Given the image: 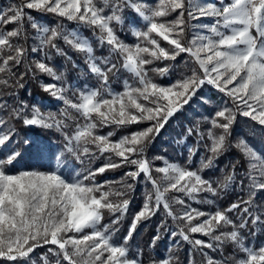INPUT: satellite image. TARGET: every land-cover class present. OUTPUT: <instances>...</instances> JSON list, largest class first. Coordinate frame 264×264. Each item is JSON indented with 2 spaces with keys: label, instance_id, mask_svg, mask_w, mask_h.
Returning a JSON list of instances; mask_svg holds the SVG:
<instances>
[{
  "label": "snow or ice",
  "instance_id": "obj_1",
  "mask_svg": "<svg viewBox=\"0 0 264 264\" xmlns=\"http://www.w3.org/2000/svg\"><path fill=\"white\" fill-rule=\"evenodd\" d=\"M26 10L54 14L57 22L43 24ZM129 10L142 21V25L130 23L134 44L122 40L116 29L117 25L123 28ZM206 18H212V23H198ZM65 20L91 30L108 55L97 56L90 39L74 28L66 29ZM8 25L14 27L8 29ZM60 40L84 54L98 87L85 84L73 89L66 85L63 73L49 66L53 55L71 59L59 46ZM182 54L188 58L185 68L172 83L164 85L149 76V72L167 76L176 70L175 63L149 66L175 62ZM122 69L131 74L134 84L125 79L123 91H113L110 77ZM37 73L51 77L52 82L43 83L42 89L62 102L58 114L17 99L15 89L24 88L25 77ZM206 85L231 101L203 118L211 125L206 132L199 121L187 129L188 136L198 137L197 145L203 142L208 155L200 157L199 167H193L199 148L189 147L185 164L157 156L154 159L162 161V166H154L146 156L148 146ZM0 89L12 90L11 103L0 98V258L13 264L28 261L37 248L47 246L40 255L41 264H146L142 250L130 255V241L143 221L163 211L175 227L169 229L161 220L150 247L163 228L172 238L179 237L176 247L181 241L189 243L206 264H264V243L258 247L246 243L242 234L256 236L264 230V203L258 200L264 193V153L243 138L234 144L230 140L237 114L264 127V0H220L219 4L208 0H20L0 9ZM16 122L25 128L55 129L64 141L61 150L30 137L18 140ZM145 122L147 127L118 139H113L114 131L100 132L106 126L127 128ZM22 146L34 152L38 166L16 167ZM232 146L247 163V186L241 181L246 198L214 211L192 207L188 201L213 204L202 194L217 197L235 181L236 164L216 186L202 175ZM101 158L103 162L93 166ZM121 167L130 170L120 181L97 180ZM142 176L151 188L133 214L127 234L117 238L134 189L128 181ZM193 234L207 239L193 238ZM228 242L243 254L240 258L223 256ZM205 249L219 252L221 258ZM147 264H175V257L150 258Z\"/></svg>",
  "mask_w": 264,
  "mask_h": 264
},
{
  "label": "trees",
  "instance_id": "obj_2",
  "mask_svg": "<svg viewBox=\"0 0 264 264\" xmlns=\"http://www.w3.org/2000/svg\"><path fill=\"white\" fill-rule=\"evenodd\" d=\"M20 0H0V9L7 8L13 3H19ZM30 12L39 22L47 25H54L57 22V17L51 13H40L35 10H26ZM133 21H136L138 25H142V22L139 21V18L132 13L130 10L126 12V23L121 29L119 25L116 26L117 33L127 43H133L135 37L131 34L129 24ZM66 29H72L78 24L75 22L63 21ZM8 29L14 27V25H8ZM81 33L83 36H86L93 43L95 52L97 56L108 55V49L101 48L95 36H93L92 31L89 30L84 25H79ZM27 31L31 34L33 30L26 24ZM31 44V40H29ZM59 46L64 49L67 53V56L71 59L64 56L53 55L52 60L49 61V66L54 67L58 73H63L64 80L66 85H71L73 89L82 88L85 84L91 87H98L99 82L96 77L88 72L87 65L85 63V57L83 53L77 52L75 49L71 48L69 45L65 44L62 40L58 41ZM54 51V50H53ZM186 54H182L177 58L175 62H160L157 61L149 67H163L167 63H175L176 70L171 71L167 76H159L156 73L149 72V76L153 78L158 83L168 84L179 77L180 71L185 68V61L187 60ZM75 63V67L73 64ZM23 71V68L19 69ZM127 79L129 83H134L131 74L124 71L123 69L119 74L114 77H110V85L113 90L121 91L123 89V81ZM52 82L51 77H48L46 74L37 73L35 77H25L23 83L24 88H16L15 92L17 93V99L26 101L29 105L36 104L41 106L42 110H47L55 113H59L61 108V102L57 101L51 97L48 93L44 92L42 89L43 83ZM11 89L4 90L0 89V98L9 99ZM202 91L198 93L196 97L193 98L190 105L184 107L183 110L176 113L165 127L160 131L159 135L154 138V141L148 146L146 151V156L149 160L153 161L154 166H161L162 161L155 160L154 157L163 156L170 162H178L185 164L188 158V148L189 147H198L196 155L193 156V167H199L200 157L206 156L205 148L203 147V142L197 145L198 137L195 133L191 136L187 135V129L193 127L197 121L200 122L201 131H205L211 127L209 123L201 119V115L204 117H210L214 114V111L221 106L225 101H230L225 96L219 94L218 92L209 89L207 92L208 101L204 100L197 101V98L200 100ZM71 95V93H69ZM198 103H195V101ZM203 101V102H202ZM11 103V99H9ZM75 115V113H73ZM244 118H239L238 114L236 121L233 125L232 137H230L231 142L234 144L238 138L245 139L250 145L255 149L259 150L261 153H264V127L251 123L249 120L243 121ZM146 123L141 125H131L127 128H116L114 125L106 126L100 129L102 134H107L109 131H114L115 136L113 139H118L121 135L129 134L133 131L139 130L140 128L145 127ZM16 129L19 132L18 140L23 141L25 137H30L33 140H38L43 143L49 144L57 152H59L64 143L62 136L55 129H46V128H25L19 122H16ZM206 139V138H205ZM23 156L16 165L17 168H24L28 166H38L34 152L26 151L24 147H21ZM71 160V157H68ZM239 161V163H237ZM103 162V159L97 161L93 166H99ZM236 164V179L235 181L227 188V190H222L217 197H211L210 194L204 193L203 196H207L210 199L214 200V206L210 204H199L194 201H188L192 205L202 208L203 210H208L211 207L227 208L231 203L235 202L238 198L245 196V192L241 188V181L247 186L248 180L245 176L247 171V163L245 162L241 152L234 146L229 147L223 154L215 160L211 168L205 169L202 173L205 179L211 180L216 183L223 182L225 175L231 171V165ZM127 167H121L115 170L106 171L103 175L97 177L98 181H120L124 178V173L129 171ZM129 183L134 184V189L130 193L131 203L129 205V210L127 215L123 218L121 224L119 225L120 231L116 234L117 238H122L127 234V229L130 225L132 216L134 213L140 210L145 198V192L151 188L150 184H147L143 179V176L138 181H128ZM114 187L119 188L120 185L116 184ZM187 199V198H185ZM259 202L264 203V193H261L258 197ZM161 220L167 222L168 228L172 229L175 227L170 218L166 217L163 211L159 212L157 215L151 217L147 221H143L137 228L134 233L133 240L130 241L131 249L130 255H135L138 251H143L144 259L147 264V261L151 259L163 260L168 258L170 255L175 257V264H206L203 256L199 252H192V245L187 242H180L179 247H176L175 241L179 240V237L172 238L168 232L163 228L160 229V239L156 242L154 247H150L152 243V238L157 233V228L161 223ZM105 222H110L108 214H106ZM230 230V229H225ZM246 237V243L259 246L264 242V230L257 233L256 236L248 235L247 231L242 233ZM193 238L207 239L200 234H193ZM171 249V253L169 252ZM47 246L43 248H37L34 253L31 254V259L28 261L17 260L15 264H41L40 255L46 252ZM204 251L208 252L209 255H212L216 259L221 258L219 252H213L209 249ZM242 253H239L235 245L230 242L225 243L223 246V256L240 258ZM0 264H13L12 261L7 259L0 258Z\"/></svg>",
  "mask_w": 264,
  "mask_h": 264
},
{
  "label": "rangeland",
  "instance_id": "obj_3",
  "mask_svg": "<svg viewBox=\"0 0 264 264\" xmlns=\"http://www.w3.org/2000/svg\"><path fill=\"white\" fill-rule=\"evenodd\" d=\"M208 2H211V3H215V4H219V2H220V0H208ZM142 22V21H141ZM76 23V22H75ZM198 23H200V24H211L212 23V18H206V19H202L201 21H199ZM76 24H78V23H76ZM79 25L80 24H78L76 27H74V29H76V31H78L81 35H82V33H81V30H80V27H79ZM129 27H130V24H129ZM73 29V28H72ZM131 31V30H130ZM83 36V35H82ZM136 41H134L133 42V44L135 43ZM153 79V78H152ZM177 79V78H176ZM175 79V80H176ZM154 80V79H153ZM154 81H156V79L154 80ZM174 80H172V82H173ZM157 82V81H156ZM172 82H170V83H172ZM131 83V82H130ZM170 83H168V84H170ZM134 84V83H133ZM162 84H164V83H162ZM168 84H164V85H168ZM91 87V86H90ZM123 88H124V85H123ZM209 89H211V90H214V91H216V92H218L219 94H221V95H223V96H225L223 93H221V92H219L216 88H214V87H212L211 85H206L205 87H203L202 89H201V91H202V95H204V97H203V100L205 101V102H207L208 101V99H207V92H208V90ZM113 91H115V90H113ZM121 91H123V89L121 90ZM226 98H228L227 96H225ZM229 99V98H228ZM202 99H198L197 98V101H201ZM195 101V100H194ZM197 101H195V103H198ZM203 102V101H202ZM191 103V102H190ZM190 105V104H189ZM230 105H231V101H230ZM187 106V105H186ZM61 107H63V104H62V102H61ZM215 112V111H214ZM238 116H239V118H244V120L243 121H247V120H249L251 123H255V124H257L256 122H254V121H252L250 118H247V117H243V116H240L239 114H238ZM201 119H203L204 118V116L203 115H201V117H200ZM147 125H145V127H147L148 126V123L149 122H145ZM258 125V124H257ZM241 138V137H240ZM168 160V159H167ZM161 166H162V163H161ZM189 204H191L190 202H188ZM211 206L213 205L214 206V204H210ZM191 206L192 207H195V208H199V207H196V206H194V205H192L191 204ZM199 209H201V210H203L202 208H199ZM216 209V207H211L210 209H208V210H203V211H214ZM264 243V242H263Z\"/></svg>",
  "mask_w": 264,
  "mask_h": 264
}]
</instances>
